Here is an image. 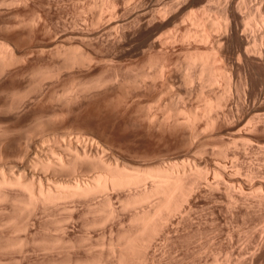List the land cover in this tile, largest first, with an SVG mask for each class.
<instances>
[{
	"label": "bare ground",
	"instance_id": "obj_1",
	"mask_svg": "<svg viewBox=\"0 0 264 264\" xmlns=\"http://www.w3.org/2000/svg\"><path fill=\"white\" fill-rule=\"evenodd\" d=\"M75 1L69 24L42 0H0V264H264V171L249 157L264 163V0ZM100 47L147 58L119 83L161 78L200 98L162 115L191 149L124 164L52 125L119 77L66 87L73 67L120 62ZM38 100L57 113L24 112Z\"/></svg>",
	"mask_w": 264,
	"mask_h": 264
},
{
	"label": "rangeland",
	"instance_id": "obj_2",
	"mask_svg": "<svg viewBox=\"0 0 264 264\" xmlns=\"http://www.w3.org/2000/svg\"><path fill=\"white\" fill-rule=\"evenodd\" d=\"M42 1H44V3L47 4V5L45 4L46 8L43 9L46 11V13H44L45 11H43L44 15L46 14H47L46 16L50 15L51 18H54V21H58L59 16L63 17L64 15L65 19L69 22V24H70V21L71 20L73 21V19L77 16V14L79 13L82 7V3L79 4V2H76L75 0H72V1L71 0H54V2L53 0L52 1L42 0ZM50 2L53 6L50 4ZM52 2L55 3L56 5L53 4ZM78 7H80L79 10H78ZM181 46H184V44L181 42H178L174 46V48L168 47L167 49L168 52L167 51L165 52L170 53V54L174 53L175 52L174 50L178 49ZM200 47L204 48L205 46H200ZM104 48L105 47H100L99 50L106 51L105 54H108L109 51H110V54L115 53L114 56L118 58L121 57L120 54L124 53L125 51L127 52V50H124L123 52L122 47H121L122 50L121 48L119 50L118 47L116 48L114 47V50L112 48V52H111V49L109 50L105 48L104 50ZM206 48L207 47H205V49ZM125 53L124 55L127 56L128 52L126 53L127 55ZM125 56L123 57V54H122V57L120 58V62H118V64L113 63V65L112 64H108V65L102 64L101 65L97 62H92L91 64H89V66H86V67L77 66V67H73L69 69V71L66 72L65 74L66 76L64 78L65 79L64 81H66L65 85L67 88H69V91H73L74 88H76L74 89V91H76L78 89V87L76 86H78L79 81L80 83L81 82L84 83L85 80L87 82L91 80L92 78H97L100 76L107 77V76L115 75V74H119V77L118 75H116L114 77L115 80L111 84L105 87H102L103 89L101 88L100 91L98 90L94 94L90 93L84 96L80 94L81 97L77 95L78 98L77 96L74 98L75 102L73 100L72 104L69 103L71 105H68L67 110L65 111L62 119L60 118L54 119V121L56 122H52L53 123L52 125L57 126L59 128H63V129L66 128L64 132L68 131L67 133L71 132L70 130L72 131H74V129L77 130V128L84 129L85 131H87V133H91L93 136L95 135V138L97 140L99 139L98 141L101 142V145L104 148H106V150L108 151L110 150L109 152L108 151L107 152L114 159L118 158L117 160L119 162L122 160L121 163L124 162V164L128 161L129 164L132 165V163H134L135 161L140 162V160L141 161H145L148 159L153 160L154 157L155 159H157L158 157L160 156L162 157L164 155H168L170 158L173 157L172 159L175 160L177 156H179V153L181 155L182 153H185L186 151L192 148L194 144L193 143L194 137L193 136L190 137L191 136L190 131L187 127L180 126V125H174L172 124V122L165 120L164 116L162 115L165 112L169 111L171 103L176 104L178 106H183L185 103H188V102L197 104L199 103L200 98L195 96V94H193L192 96L185 94L183 96L182 95L183 93L177 92V90L175 92V89H177V87L175 85H172L171 83L170 84L173 87H176L175 89L171 85L170 86L168 85V91L163 90L164 88L160 84V83L163 84V80L161 78H158L152 81L150 79L149 80L144 79L134 84L132 83L130 79H128L124 83H119L120 75H122L129 66H132L131 64H133L132 66L133 68L137 67L138 65L142 67L143 66L142 63H144V61H146L145 59H147V58L145 59L142 58V60L140 61L141 58H138L139 56L137 58L134 57L136 58V60L133 58V55H131L130 57L129 56L125 57ZM141 56L144 57L146 55H141ZM174 56L175 55L173 54L170 55L171 58L172 57L174 58ZM131 57L133 59H131ZM45 59L46 60L44 59H37L36 61L34 60V63L32 62L33 63L32 65L34 66H41V64H44L45 66L50 65L51 60H49L48 58H45ZM175 64L176 63L172 64L171 66H173L174 68ZM143 68H142L143 70L141 69L143 72L150 71L149 69H146V67H143ZM120 70H122V72ZM116 71L117 73H115ZM171 78L173 81L174 80L173 76H171ZM123 87H124V90H122ZM161 90H163V92ZM216 92H219V91L216 90ZM180 93L182 96L179 95ZM242 96L243 95H240L236 97L235 99V103H237V104L234 103L235 111L237 110L239 111L240 109V103L243 100ZM165 98H168V99H165ZM191 99L193 100V102ZM160 100H161V103H163V105L160 103ZM175 100H176V103H175ZM41 101L42 100L40 101L38 100L37 103L35 104L32 103L33 107L32 105H30V108L28 107L26 111L24 112L27 113L29 110L31 111V109L32 111L37 110V109H38L37 111H39L42 108L45 109V107H47L48 109L49 104H50L49 107L51 108V109L49 108L50 111L52 110V112H54L53 110H56L57 106L52 101H50L47 105H44ZM75 105L76 107H74ZM160 106H162V108ZM72 107H74L75 110ZM69 109L70 111L68 113ZM56 111L54 113H57ZM169 122L172 125H170ZM200 125H199L200 127L199 130L200 129L203 130V128L204 129L206 128V126L204 125V121L202 120L200 121ZM251 155L252 154H249V157L251 159L253 158L254 163L258 161V163H256L255 166L259 167L261 171H264L262 170L264 168V163L260 162V158H254ZM229 225L230 227H232L234 226V223L229 224ZM226 226H228V224ZM243 227H242V230H243ZM257 229L259 230L258 226H257ZM243 232L244 230L242 231V236H244ZM243 244L244 243H242V246ZM35 254H36L35 255L36 257L40 256V254H38L37 252ZM182 261L183 259L180 261V263L178 261L176 264H183L184 261L183 262Z\"/></svg>",
	"mask_w": 264,
	"mask_h": 264
}]
</instances>
